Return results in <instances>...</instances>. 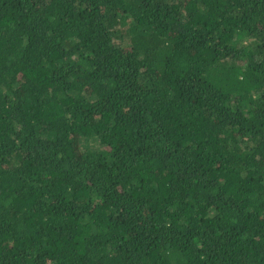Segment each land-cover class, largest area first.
Returning a JSON list of instances; mask_svg holds the SVG:
<instances>
[{"label": "trees", "instance_id": "obj_1", "mask_svg": "<svg viewBox=\"0 0 264 264\" xmlns=\"http://www.w3.org/2000/svg\"><path fill=\"white\" fill-rule=\"evenodd\" d=\"M0 264H264V0H0Z\"/></svg>", "mask_w": 264, "mask_h": 264}]
</instances>
